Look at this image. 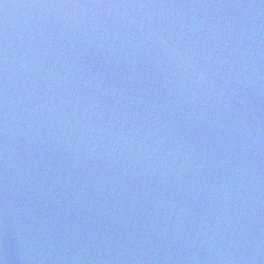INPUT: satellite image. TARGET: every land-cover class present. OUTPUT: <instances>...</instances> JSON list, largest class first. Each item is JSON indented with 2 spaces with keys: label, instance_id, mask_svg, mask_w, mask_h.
<instances>
[{
  "label": "water",
  "instance_id": "obj_1",
  "mask_svg": "<svg viewBox=\"0 0 264 264\" xmlns=\"http://www.w3.org/2000/svg\"><path fill=\"white\" fill-rule=\"evenodd\" d=\"M0 264H264V0H0Z\"/></svg>",
  "mask_w": 264,
  "mask_h": 264
}]
</instances>
